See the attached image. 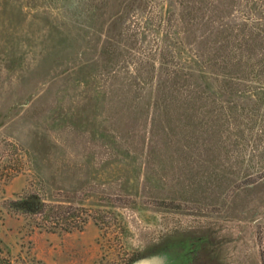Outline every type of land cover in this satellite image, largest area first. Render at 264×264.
<instances>
[{
    "label": "rangeland",
    "instance_id": "374dc122",
    "mask_svg": "<svg viewBox=\"0 0 264 264\" xmlns=\"http://www.w3.org/2000/svg\"><path fill=\"white\" fill-rule=\"evenodd\" d=\"M123 1L0 0V264H264V61L187 78L163 0Z\"/></svg>",
    "mask_w": 264,
    "mask_h": 264
},
{
    "label": "trees",
    "instance_id": "16d2710c",
    "mask_svg": "<svg viewBox=\"0 0 264 264\" xmlns=\"http://www.w3.org/2000/svg\"><path fill=\"white\" fill-rule=\"evenodd\" d=\"M146 1L147 4L142 10L146 9L148 2L158 0ZM163 2L166 6V12L163 14L166 17L164 21V26L168 29L166 32L169 34V29L173 25L177 26L176 32L184 46L183 51L186 50V45L190 50V55H187L186 62L181 66L187 78L192 77L200 82L239 79L244 74H254L256 71L254 64L264 61V0H163ZM123 3L125 8H132L134 0L129 2L125 0ZM250 60L253 63L251 62L249 69H245L243 65ZM158 79L155 89L167 87L162 84L164 79ZM176 81L173 80L168 88L176 87L173 86ZM198 85L199 83H196V87ZM13 205L31 214L44 213L47 219H56L57 224L50 226L51 229L59 226L68 231L73 227L66 216L68 207L44 204L36 194L25 196L13 202Z\"/></svg>",
    "mask_w": 264,
    "mask_h": 264
},
{
    "label": "water",
    "instance_id": "95a60500",
    "mask_svg": "<svg viewBox=\"0 0 264 264\" xmlns=\"http://www.w3.org/2000/svg\"><path fill=\"white\" fill-rule=\"evenodd\" d=\"M131 264H168L164 254H153L150 256L142 257Z\"/></svg>",
    "mask_w": 264,
    "mask_h": 264
},
{
    "label": "flooded vegetation",
    "instance_id": "af4514ba",
    "mask_svg": "<svg viewBox=\"0 0 264 264\" xmlns=\"http://www.w3.org/2000/svg\"><path fill=\"white\" fill-rule=\"evenodd\" d=\"M167 263L169 264L168 260H167ZM170 264H172V263H170Z\"/></svg>",
    "mask_w": 264,
    "mask_h": 264
}]
</instances>
